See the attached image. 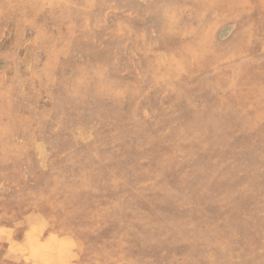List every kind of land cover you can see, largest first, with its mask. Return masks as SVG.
Masks as SVG:
<instances>
[{
  "label": "rangeland",
  "instance_id": "374dc122",
  "mask_svg": "<svg viewBox=\"0 0 264 264\" xmlns=\"http://www.w3.org/2000/svg\"><path fill=\"white\" fill-rule=\"evenodd\" d=\"M0 264H264V0H0Z\"/></svg>",
  "mask_w": 264,
  "mask_h": 264
},
{
  "label": "bare ground",
  "instance_id": "6f19581e",
  "mask_svg": "<svg viewBox=\"0 0 264 264\" xmlns=\"http://www.w3.org/2000/svg\"><path fill=\"white\" fill-rule=\"evenodd\" d=\"M255 99V98H254ZM195 113V112H194Z\"/></svg>",
  "mask_w": 264,
  "mask_h": 264
}]
</instances>
